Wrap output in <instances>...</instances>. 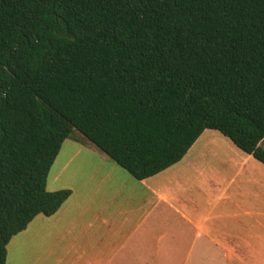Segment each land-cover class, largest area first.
Instances as JSON below:
<instances>
[{"label":"trees","instance_id":"obj_1","mask_svg":"<svg viewBox=\"0 0 264 264\" xmlns=\"http://www.w3.org/2000/svg\"><path fill=\"white\" fill-rule=\"evenodd\" d=\"M206 131L264 165V0H0V264L75 132L143 181Z\"/></svg>","mask_w":264,"mask_h":264},{"label":"crops","instance_id":"obj_2","mask_svg":"<svg viewBox=\"0 0 264 264\" xmlns=\"http://www.w3.org/2000/svg\"><path fill=\"white\" fill-rule=\"evenodd\" d=\"M47 189L71 197L11 240L7 264H264V165L219 132L143 181L77 135Z\"/></svg>","mask_w":264,"mask_h":264},{"label":"rangeland","instance_id":"obj_3","mask_svg":"<svg viewBox=\"0 0 264 264\" xmlns=\"http://www.w3.org/2000/svg\"><path fill=\"white\" fill-rule=\"evenodd\" d=\"M77 135H80V134H79L78 132H75L72 136L75 137V136H77ZM73 137H72V138H73ZM80 137H81V136H80ZM84 141H85V140H84ZM85 142H86V141H85ZM86 143H88V142H86ZM90 145H91V144H90ZM197 149H199V147H198Z\"/></svg>","mask_w":264,"mask_h":264}]
</instances>
